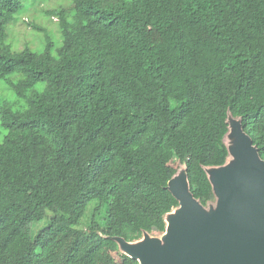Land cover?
<instances>
[{"label":"trees","instance_id":"16d2710c","mask_svg":"<svg viewBox=\"0 0 264 264\" xmlns=\"http://www.w3.org/2000/svg\"><path fill=\"white\" fill-rule=\"evenodd\" d=\"M25 1L0 0V79L25 104L0 101V264H97L108 239L166 232L180 206L174 161L207 208L215 189L191 177V162L227 164L230 120L264 161V0H72L46 11L60 46L31 23L43 50L14 51L8 28ZM47 214L49 229L82 236L73 257L52 260L39 245L33 225Z\"/></svg>","mask_w":264,"mask_h":264},{"label":"water","instance_id":"95a60500","mask_svg":"<svg viewBox=\"0 0 264 264\" xmlns=\"http://www.w3.org/2000/svg\"><path fill=\"white\" fill-rule=\"evenodd\" d=\"M236 167L217 177L218 209L209 214L193 200L185 180L170 182L180 202L163 240L127 248L140 264H264V161L243 135Z\"/></svg>","mask_w":264,"mask_h":264},{"label":"rangeland","instance_id":"374dc122","mask_svg":"<svg viewBox=\"0 0 264 264\" xmlns=\"http://www.w3.org/2000/svg\"><path fill=\"white\" fill-rule=\"evenodd\" d=\"M72 0H27L25 1V12L24 15L20 19V21L15 25H10L8 28V44L11 45L14 51H20L25 48L26 45L30 46L35 51H42L43 44L41 43L42 35L33 30V27L29 24L34 23L36 25L42 26L44 25L50 30V32L54 35L55 46L58 47L61 45L62 37L59 33V26L57 24L58 18L56 16L49 17L46 14V11L55 9L60 6L69 5ZM155 27H150V36L154 40L162 39L164 37L163 32L154 30ZM10 77L11 78H14ZM7 101L11 104H14L16 108H21L25 104L23 102L18 103V99L15 93L11 90L6 81L0 79V101ZM18 103V104H17ZM230 131L225 137V143L229 150V157L227 160V164L224 167H236L238 164L235 151L238 149L239 144L242 140V136L244 135L240 129L237 120H230ZM0 131L4 134V130L1 125L0 120ZM192 165V178L200 179L204 178L207 182L215 188V184L217 181L218 175L221 174L222 168H203L198 169V165L191 162ZM168 166L172 167L174 170L172 175L173 181L181 179L185 180V176L187 175L186 166L180 167L176 161L169 163ZM196 166V169L193 168ZM186 182V180H185ZM187 184V182H186ZM189 192V191H188ZM6 197L18 205L20 208H23L22 200L23 197L20 195H14L11 193H7ZM94 202H91L87 209V213L85 217L82 219L79 227L77 228L79 232L85 233L92 225V209L94 206ZM219 202V198H216L215 202H212L206 209L207 212H212L217 208ZM178 208L172 210V212L166 216L167 229L172 221L177 216ZM29 213L28 210L24 209V213L22 216H26ZM51 218V214H47L45 220L39 225H33V230L35 232V237L39 239V245L42 244L48 245L49 249L52 252L51 259L52 260H65L73 257L76 252L82 246V242H77L82 239V236L79 234H73L70 236H65L61 231H58L59 224L49 229V220ZM93 227V226H92ZM166 232L159 231H146V228L142 231L132 230L131 232V240L128 243L119 242L115 239H108L101 250L100 254L97 256L96 263L97 264H122L125 263L131 258L130 252L127 249L128 247H137L146 242L148 239L157 238L163 240V237L166 235ZM77 242V243H76Z\"/></svg>","mask_w":264,"mask_h":264},{"label":"flooded vegetation","instance_id":"af4514ba","mask_svg":"<svg viewBox=\"0 0 264 264\" xmlns=\"http://www.w3.org/2000/svg\"><path fill=\"white\" fill-rule=\"evenodd\" d=\"M224 168H226V167H223L222 169H224ZM215 189V188H214ZM215 193H216V191H215ZM216 198H219V202H220V197L216 194ZM219 202H218V206H217V208L216 209H214L212 212H208L209 214H211V213H213V212H215L217 209H218V207H219ZM198 203V202H197ZM199 204V203H198ZM200 205V204H199ZM201 206V205H200ZM208 207V206H207ZM180 208V206L178 207V209ZM205 211L207 210L206 208H203ZM207 212V211H206Z\"/></svg>","mask_w":264,"mask_h":264}]
</instances>
